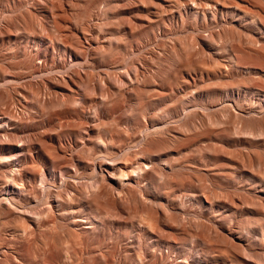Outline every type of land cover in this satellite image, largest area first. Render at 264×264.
<instances>
[{
	"label": "rangeland",
	"instance_id": "rangeland-1",
	"mask_svg": "<svg viewBox=\"0 0 264 264\" xmlns=\"http://www.w3.org/2000/svg\"><path fill=\"white\" fill-rule=\"evenodd\" d=\"M0 264H264V0H0Z\"/></svg>",
	"mask_w": 264,
	"mask_h": 264
}]
</instances>
